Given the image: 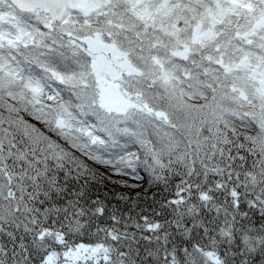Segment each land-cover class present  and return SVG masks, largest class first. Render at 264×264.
<instances>
[{"label":"snow or ice","instance_id":"snow-or-ice-1","mask_svg":"<svg viewBox=\"0 0 264 264\" xmlns=\"http://www.w3.org/2000/svg\"><path fill=\"white\" fill-rule=\"evenodd\" d=\"M0 264H264V0H0Z\"/></svg>","mask_w":264,"mask_h":264}]
</instances>
